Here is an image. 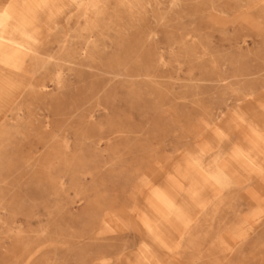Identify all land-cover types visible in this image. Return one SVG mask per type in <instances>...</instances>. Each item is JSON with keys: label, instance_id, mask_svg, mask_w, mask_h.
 I'll return each instance as SVG.
<instances>
[{"label": "rangeland", "instance_id": "obj_1", "mask_svg": "<svg viewBox=\"0 0 264 264\" xmlns=\"http://www.w3.org/2000/svg\"><path fill=\"white\" fill-rule=\"evenodd\" d=\"M6 30L0 264H264V0L15 3Z\"/></svg>", "mask_w": 264, "mask_h": 264}, {"label": "bare ground", "instance_id": "obj_2", "mask_svg": "<svg viewBox=\"0 0 264 264\" xmlns=\"http://www.w3.org/2000/svg\"><path fill=\"white\" fill-rule=\"evenodd\" d=\"M41 1H43V0H0V49H2L3 47H6V46H10V45L13 48H15L16 51H17V49L21 48V44L12 40L8 36V32L6 30L7 13H8V11L11 10L12 6H14L15 3H19V5L21 7H23L24 9H30ZM242 157H243V155H242Z\"/></svg>", "mask_w": 264, "mask_h": 264}]
</instances>
